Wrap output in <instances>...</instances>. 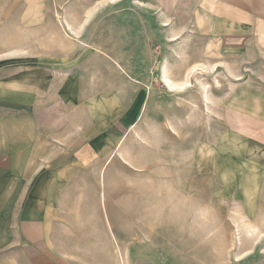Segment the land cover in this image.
I'll list each match as a JSON object with an SVG mask.
<instances>
[{
	"label": "rangeland",
	"instance_id": "1",
	"mask_svg": "<svg viewBox=\"0 0 264 264\" xmlns=\"http://www.w3.org/2000/svg\"><path fill=\"white\" fill-rule=\"evenodd\" d=\"M28 5L0 28V85L37 76L83 125L58 206L76 257L264 264V0Z\"/></svg>",
	"mask_w": 264,
	"mask_h": 264
},
{
	"label": "crops",
	"instance_id": "2",
	"mask_svg": "<svg viewBox=\"0 0 264 264\" xmlns=\"http://www.w3.org/2000/svg\"><path fill=\"white\" fill-rule=\"evenodd\" d=\"M40 3L0 0V28L12 16L24 21L15 25H27V5L42 11ZM35 79L12 84L4 78L0 85V264H85L68 247L58 221L60 188L89 165L87 147L75 149L73 133L83 140V125H75L66 100L42 97Z\"/></svg>",
	"mask_w": 264,
	"mask_h": 264
},
{
	"label": "bare ground",
	"instance_id": "3",
	"mask_svg": "<svg viewBox=\"0 0 264 264\" xmlns=\"http://www.w3.org/2000/svg\"><path fill=\"white\" fill-rule=\"evenodd\" d=\"M165 80H166V83H167V85H168V87H169V89H171L172 91H180V90H185L186 89V87H185V84H178V83H176V82H173L170 78H168V77H166L165 78ZM189 84L190 83H187L186 85H188L189 86ZM205 90H207V88H205ZM207 97V96H206Z\"/></svg>",
	"mask_w": 264,
	"mask_h": 264
}]
</instances>
